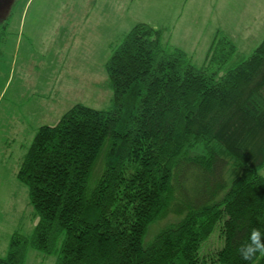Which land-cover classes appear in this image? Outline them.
I'll return each instance as SVG.
<instances>
[{
  "label": "trees",
  "instance_id": "obj_1",
  "mask_svg": "<svg viewBox=\"0 0 264 264\" xmlns=\"http://www.w3.org/2000/svg\"><path fill=\"white\" fill-rule=\"evenodd\" d=\"M220 34L207 58L218 69L197 68L147 23L111 45L112 107L79 104L40 127L16 173L36 228L15 231L0 264H26L30 248L57 264H207L217 225L213 261L264 264L237 252L264 232V41L221 72L239 51Z\"/></svg>",
  "mask_w": 264,
  "mask_h": 264
},
{
  "label": "rangeland",
  "instance_id": "obj_2",
  "mask_svg": "<svg viewBox=\"0 0 264 264\" xmlns=\"http://www.w3.org/2000/svg\"><path fill=\"white\" fill-rule=\"evenodd\" d=\"M96 1L13 0L0 20V258L15 231L32 235L36 228L29 190L16 173L38 130L55 126L79 104L112 107L105 64L111 45L118 46L136 24L164 29L163 42L185 51L197 68L221 66L207 62L221 33L219 38H228L239 51L221 72L235 68L264 41V0H103V10ZM169 221L174 217L152 226L146 239ZM223 245L217 225L202 253L207 264H218L213 260ZM57 261L56 254L30 248L26 264Z\"/></svg>",
  "mask_w": 264,
  "mask_h": 264
},
{
  "label": "clouds",
  "instance_id": "obj_3",
  "mask_svg": "<svg viewBox=\"0 0 264 264\" xmlns=\"http://www.w3.org/2000/svg\"><path fill=\"white\" fill-rule=\"evenodd\" d=\"M237 252L246 262H251L258 253L264 254V232L257 228L251 229L247 239L237 248Z\"/></svg>",
  "mask_w": 264,
  "mask_h": 264
},
{
  "label": "flooded vegetation",
  "instance_id": "obj_4",
  "mask_svg": "<svg viewBox=\"0 0 264 264\" xmlns=\"http://www.w3.org/2000/svg\"><path fill=\"white\" fill-rule=\"evenodd\" d=\"M13 0H0V20L4 18L6 14H9Z\"/></svg>",
  "mask_w": 264,
  "mask_h": 264
},
{
  "label": "crops",
  "instance_id": "obj_5",
  "mask_svg": "<svg viewBox=\"0 0 264 264\" xmlns=\"http://www.w3.org/2000/svg\"><path fill=\"white\" fill-rule=\"evenodd\" d=\"M102 5H103V0H97L96 3L94 4V6L96 8H101V9H102ZM170 9H171V11H173V8L171 7V5H170ZM4 214L7 216V215H9V212L6 211V212H4Z\"/></svg>",
  "mask_w": 264,
  "mask_h": 264
}]
</instances>
